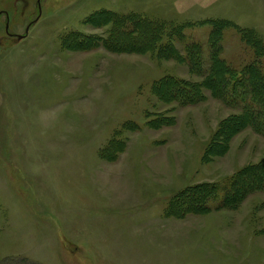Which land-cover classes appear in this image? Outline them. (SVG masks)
Returning <instances> with one entry per match:
<instances>
[{"label":"rangeland","instance_id":"374dc122","mask_svg":"<svg viewBox=\"0 0 264 264\" xmlns=\"http://www.w3.org/2000/svg\"><path fill=\"white\" fill-rule=\"evenodd\" d=\"M131 14L163 24L160 44L181 26L203 68L108 49L115 16ZM205 20L264 40V0H0V264H264V174L219 204L221 186L264 163V135L243 123L206 156L240 113L230 96L201 88L183 105L155 91L165 76L209 78ZM222 31L219 59L239 72L253 52ZM202 184L219 187L208 204L177 208Z\"/></svg>","mask_w":264,"mask_h":264},{"label":"trees","instance_id":"16d2710c","mask_svg":"<svg viewBox=\"0 0 264 264\" xmlns=\"http://www.w3.org/2000/svg\"><path fill=\"white\" fill-rule=\"evenodd\" d=\"M203 22L211 26L208 37L209 78L207 77V80L204 79L201 83H192L177 77L165 76L157 81L155 91L158 96H165L167 100H175L183 105L186 103H199L202 99L201 88L209 89L214 96L219 98L225 99L226 94L228 97L230 96L233 105L239 108L240 113L220 122L218 130L205 152L207 156L210 154L218 155L220 148L224 150L227 139L234 132L240 130L243 123L264 135V40L252 30L240 29L229 21L205 20ZM130 23L134 29H125L124 26ZM184 25L189 26L190 24ZM118 27L121 29L120 31H118ZM229 27H233L238 31L240 40L251 48L254 55V60L252 59L251 62L243 65L239 72L230 68L225 59H219L222 52V30ZM162 34V23L159 24V22L137 14L115 16L113 28L110 32L111 40H109L107 48L113 52L135 51L143 53L154 50L158 52V57L187 61L190 72L197 73L203 68L202 45L197 42H188L181 26L171 27V30L168 32L171 40L166 44H160ZM172 36H177L178 38H172ZM172 39L185 44L183 55L178 52L175 45H172ZM234 97L238 101H235ZM263 165L264 163L260 162L259 164L248 166L239 172L240 174L238 173L228 186H221L223 193L219 204L222 206H225L228 202L232 204L237 196L250 191L252 186L260 185L262 175L264 174ZM249 175L255 178L245 177ZM241 181L247 182H244L246 184L242 185L240 184ZM242 186H245L244 189L239 190ZM218 188L216 185L207 184L187 188L184 191L187 193L180 194L177 200H175V204L177 208L191 201L198 203L199 206L208 204L215 197ZM23 261L25 260L23 259Z\"/></svg>","mask_w":264,"mask_h":264},{"label":"water","instance_id":"95a60500","mask_svg":"<svg viewBox=\"0 0 264 264\" xmlns=\"http://www.w3.org/2000/svg\"><path fill=\"white\" fill-rule=\"evenodd\" d=\"M39 4V3H38Z\"/></svg>","mask_w":264,"mask_h":264}]
</instances>
